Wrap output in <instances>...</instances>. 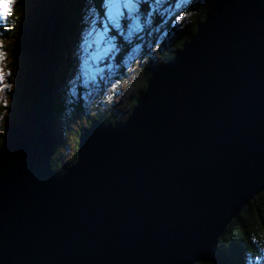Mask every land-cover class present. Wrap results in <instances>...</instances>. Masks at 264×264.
Returning a JSON list of instances; mask_svg holds the SVG:
<instances>
[{
    "label": "water",
    "instance_id": "1",
    "mask_svg": "<svg viewBox=\"0 0 264 264\" xmlns=\"http://www.w3.org/2000/svg\"><path fill=\"white\" fill-rule=\"evenodd\" d=\"M70 3L27 0L0 147V264L218 262L225 227L264 191V0H217L131 116L93 119L60 172L52 86Z\"/></svg>",
    "mask_w": 264,
    "mask_h": 264
},
{
    "label": "rangeland",
    "instance_id": "2",
    "mask_svg": "<svg viewBox=\"0 0 264 264\" xmlns=\"http://www.w3.org/2000/svg\"><path fill=\"white\" fill-rule=\"evenodd\" d=\"M20 1L0 0V137L5 133L8 108L14 100L18 79L17 75L16 81L13 82L10 77L14 67L17 66L13 64L17 24L15 23L12 31L5 32L2 29L6 28L8 16L13 14L15 6L20 4ZM148 1L106 0L99 9L90 1H84L85 11L82 16L84 28L79 34L77 33L76 42L71 44L70 56L74 64L66 59L61 61L62 65H60L62 70L65 68L66 77L60 87L61 92L64 93L62 101L64 108L59 106V109H63L62 115L55 117L53 123L56 137L64 133L63 139L68 143L67 132L70 134L72 129L87 124L88 117L102 112L106 107L111 108L116 103L123 105L129 102V98L139 92L137 83L143 78L145 59L149 61L151 58H158L159 55L156 53L164 50L162 49L164 46L167 49L171 48L177 31L189 26V15L179 14L182 12V4H190L191 0L174 2L155 0L152 9L154 13L150 11L146 15L143 13V6ZM169 1L172 3L171 6L166 5ZM155 22L162 29L159 36L153 26ZM173 23L176 25L174 26ZM126 40L129 41V45L127 44L129 49L120 63L118 57L125 49L120 48L118 43ZM121 67H125L127 72L120 73ZM119 74L123 77L128 76L125 78L127 85L120 86V81L116 79L122 78ZM82 99H84V112L78 110ZM113 123L115 125L117 122ZM71 145H73L72 139L71 144L69 143V146L62 151L63 157L67 158L66 161L70 160L67 156L71 153Z\"/></svg>",
    "mask_w": 264,
    "mask_h": 264
},
{
    "label": "trees",
    "instance_id": "3",
    "mask_svg": "<svg viewBox=\"0 0 264 264\" xmlns=\"http://www.w3.org/2000/svg\"><path fill=\"white\" fill-rule=\"evenodd\" d=\"M84 1H90L93 5H96L98 9L102 2H106V0H71L69 20L67 23L68 30L65 33L66 39L63 45V61L67 59L70 60V63H72V57L70 56V53L72 52L71 44L73 42H76L77 33L79 34L84 28V24L82 23V16L85 11L83 9L85 3ZM174 1L175 0H171V2ZM171 2L169 1V4L166 3V5L171 6ZM215 3L216 0H191L190 4H182V12H180L179 15H182L183 13L185 15H189V26L179 31L176 30L177 33L174 35L171 48L167 49L166 46H164V48H162L164 50L156 53L159 55L158 58H151L149 61L145 59L146 65L144 67V75L143 78H140L137 83V86L139 87V92H137L136 95H132L129 98V102H127L126 104L122 105L121 103H116V105L112 106L111 108L106 107L102 110V112H99L92 117H88L87 124L72 129L70 131V134L67 132L69 136L68 143L66 142V140L63 139L64 133L63 135H60L58 137L59 143L57 146L56 154L52 158V166L55 170L65 172L68 166L73 165L78 160L79 134L82 129H84L91 123L93 119L99 118L105 122H117L124 121L128 118L133 108L138 104V98L140 97L141 93L144 92L147 88L148 79L152 75L153 70L159 64L165 63L171 58L175 57L176 52L180 50L181 47H183L184 43L191 40V37L198 30L199 25L204 21L206 15L210 11V9L215 5ZM154 6L155 0H149L143 6V13H145L146 15L149 14L150 11L154 13V10H152ZM26 10L27 0H21L20 4L15 6V11L13 12V14L9 15L8 19L6 20L7 24L5 25V27L7 29H2L5 32L9 30L12 31L13 28H15V23L17 24L16 28H18L16 30L17 34L15 37L16 41L14 44L15 56H13V64H17V66L14 67L13 73L10 76L13 82L16 81V76L18 75V68L21 60L17 38L19 37L21 29L23 27L24 15L26 14ZM173 25L175 26L176 23H173ZM153 26L156 28V33H158L157 36H159V33L162 29L159 28L157 22H155ZM127 44L129 45V41L127 40L118 43L120 48L125 49L122 50L121 56L118 57V61L120 63L123 59L122 57H125L126 51H128L129 49L127 47ZM163 45H165V43ZM106 64L108 65V62ZM120 70V73L127 72L125 70V67H121ZM119 76H121L122 78L120 79L119 77H117L116 79L120 81V86L122 87L127 85L128 83L126 82L125 78L128 76L124 75L123 77L122 74H119ZM65 77V68L63 70L62 68H60V70L55 74L54 106L56 118L62 115L63 109H59V106H62V101L64 100V93L61 92L60 87L62 82H65ZM79 104L80 105L78 106V110L80 112H84V99L80 100ZM10 107L8 109H10ZM129 108L130 110H128ZM71 139L73 145H71L72 147L70 148L71 153L69 154V156H67L70 157V160L66 161L67 158L63 157L62 151L65 147L69 146V143L71 144ZM2 143L3 139L2 137H0V147L2 146ZM215 253L218 257V262L199 261L195 262L194 264H264V191H261L253 199H251L250 202L244 207L242 212L239 214V216L234 218L225 227L224 232L219 239V243L215 250Z\"/></svg>",
    "mask_w": 264,
    "mask_h": 264
},
{
    "label": "bare ground",
    "instance_id": "4",
    "mask_svg": "<svg viewBox=\"0 0 264 264\" xmlns=\"http://www.w3.org/2000/svg\"><path fill=\"white\" fill-rule=\"evenodd\" d=\"M70 6H71V3H70ZM70 6H69V11H70ZM69 20V19H68ZM68 23V22H67ZM68 29H67V24H66V27H65V29H64V38H63V42H62V44L64 45V41H65V39H66V31H67ZM198 32V30L194 33V34H196ZM192 38V37H191ZM191 41V40H190ZM190 41H187V42H185L184 43V45L186 44V43H188V42H190ZM184 45H183V47H181V49H183L184 48ZM180 49V50H181ZM63 50H64V48H63ZM180 50H178V51H180ZM178 51L176 52V54L178 53ZM61 59H62V55H61ZM64 59V58H63ZM172 59V58H171ZM170 59V60H171ZM170 60H168V61H170ZM61 61H63V60H61ZM60 61V64H59V66L57 67V70H55V73H54V82H55V74L59 71V69H60V65L62 64V62ZM167 61V62H168ZM166 63V62H165ZM158 66H160V65H158ZM157 66V67H158ZM158 69V68H157ZM155 70V69H154ZM52 88L54 89V91H55V85L53 84V86H52ZM55 100V99H54ZM134 109V108H133ZM131 114H132V112H131ZM131 114L129 115V116H131ZM54 119H55V116H54ZM104 124H109V123H111V122H105V121H103L102 119H100ZM91 123H92V121H91ZM113 123V122H112ZM90 125V124H89ZM54 126V125H53ZM88 126H86L85 128H87Z\"/></svg>",
    "mask_w": 264,
    "mask_h": 264
}]
</instances>
